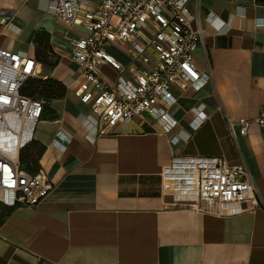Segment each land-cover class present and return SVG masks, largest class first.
Segmentation results:
<instances>
[{
  "label": "crops",
  "instance_id": "1",
  "mask_svg": "<svg viewBox=\"0 0 264 264\" xmlns=\"http://www.w3.org/2000/svg\"><path fill=\"white\" fill-rule=\"evenodd\" d=\"M188 7L203 28L194 64L209 67L211 79L199 88L172 86L168 132L135 117L99 134L89 105L73 94L80 68L71 41L85 32L54 15L49 0H0V47L37 59L47 80L26 147L34 151L33 174L52 183L34 207L0 203V264H264V126L252 122L239 135L234 125V139L227 124L264 108V0ZM128 50L122 42L106 46L123 64ZM100 74L115 81L108 65ZM173 155L243 160L260 206L222 216L174 206L160 178Z\"/></svg>",
  "mask_w": 264,
  "mask_h": 264
},
{
  "label": "built area",
  "instance_id": "2",
  "mask_svg": "<svg viewBox=\"0 0 264 264\" xmlns=\"http://www.w3.org/2000/svg\"><path fill=\"white\" fill-rule=\"evenodd\" d=\"M49 1L54 15L85 32L71 41L70 59L80 68L73 94L89 105L99 134L135 117H148L168 132L175 124L172 86L199 88L211 79L209 67L200 72L194 64L203 28L198 12L189 10L191 0H97L94 6L88 0ZM113 42L128 45V64L106 51ZM103 65L116 72L113 84L102 78ZM40 70L34 57L0 47V203L7 207H34L52 189L41 172L30 173L19 162L44 110V100L23 93L29 81L40 79ZM252 122L264 126V108L253 120H227L234 139V125L244 135ZM160 178L176 207L222 216L245 210V204L260 206L243 160L173 155Z\"/></svg>",
  "mask_w": 264,
  "mask_h": 264
},
{
  "label": "rangeland",
  "instance_id": "3",
  "mask_svg": "<svg viewBox=\"0 0 264 264\" xmlns=\"http://www.w3.org/2000/svg\"><path fill=\"white\" fill-rule=\"evenodd\" d=\"M116 19L112 18L111 23H115ZM45 85L44 83L40 82V81H33V82H29L25 89L24 92L29 94V93H38L37 95H40L41 93L44 92ZM24 157V159L26 160V162H29V167L30 170H27L29 172H35V163L33 161L34 158V151L31 149H24L22 152H20L19 156ZM24 168L26 166V164H21Z\"/></svg>",
  "mask_w": 264,
  "mask_h": 264
},
{
  "label": "trees",
  "instance_id": "4",
  "mask_svg": "<svg viewBox=\"0 0 264 264\" xmlns=\"http://www.w3.org/2000/svg\"><path fill=\"white\" fill-rule=\"evenodd\" d=\"M33 81H40V82H42V83H43V82L45 83V81H47V80L42 81L41 79H36V80H31V81H29V82H33ZM29 82H28V83H29ZM28 83H27V84H28ZM24 89H25V88H24ZM24 89H23V93H25V92H24ZM25 94H27V93H25ZM37 94H38V93H29V94H27V95H32V96L38 97ZM26 148H27V147L23 148L20 152H22V151H23L24 149H26ZM33 161H34V163H35V155H34ZM19 162H20V164H24V163H25V164H26L25 168H24L22 165H21V166H22L24 169H26V170H30L29 162L27 163L26 160L24 159V157H22L21 155L19 156Z\"/></svg>",
  "mask_w": 264,
  "mask_h": 264
}]
</instances>
